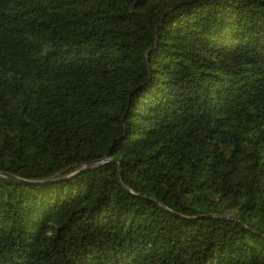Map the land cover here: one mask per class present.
Masks as SVG:
<instances>
[{
  "label": "trees",
  "instance_id": "trees-1",
  "mask_svg": "<svg viewBox=\"0 0 264 264\" xmlns=\"http://www.w3.org/2000/svg\"><path fill=\"white\" fill-rule=\"evenodd\" d=\"M0 171V264H264V0H0Z\"/></svg>",
  "mask_w": 264,
  "mask_h": 264
},
{
  "label": "water",
  "instance_id": "water-1",
  "mask_svg": "<svg viewBox=\"0 0 264 264\" xmlns=\"http://www.w3.org/2000/svg\"><path fill=\"white\" fill-rule=\"evenodd\" d=\"M105 160H107V158L105 159H96V160H92V161H87V162H84L81 166H79V168H77L75 170V172L77 171H80L82 169H85V168H88L90 166H93V165H98V164H101L103 163ZM118 167H119V173L121 174V166H120V162L118 164ZM0 175H4V176H7V177H10V178H13V179H17L21 182H28L27 180L23 179V178H20L19 176L17 175H14L12 173H8V172H5V171H0ZM33 182V181H32ZM36 182V181H35ZM221 217H224V218H233L232 215H221Z\"/></svg>",
  "mask_w": 264,
  "mask_h": 264
},
{
  "label": "rangeland",
  "instance_id": "rangeland-1",
  "mask_svg": "<svg viewBox=\"0 0 264 264\" xmlns=\"http://www.w3.org/2000/svg\"><path fill=\"white\" fill-rule=\"evenodd\" d=\"M224 214L225 215H232L231 211H226Z\"/></svg>",
  "mask_w": 264,
  "mask_h": 264
}]
</instances>
